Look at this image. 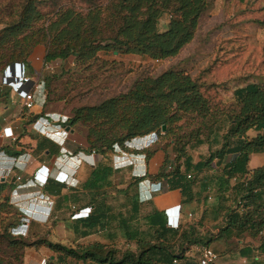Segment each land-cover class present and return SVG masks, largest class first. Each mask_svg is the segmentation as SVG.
I'll use <instances>...</instances> for the list:
<instances>
[{
    "label": "trees",
    "instance_id": "1",
    "mask_svg": "<svg viewBox=\"0 0 264 264\" xmlns=\"http://www.w3.org/2000/svg\"><path fill=\"white\" fill-rule=\"evenodd\" d=\"M47 1L18 0L13 8L5 7V11H1L10 18L0 30L2 81L7 68L16 63L29 65L35 47L41 44L48 46L45 60L60 62L61 65L73 63L84 66L100 53L115 52L155 61L171 59L193 41L209 4L208 0H107L105 4H91L83 10L73 3H65L55 5L51 16L43 23L46 14L41 10V5ZM166 14L170 22L168 28L161 31L160 21ZM44 83L49 93V77L44 79ZM234 99L235 109L223 115L228 119L229 130L221 150L195 163L185 146L177 147L172 171H167L169 158H166L153 178L165 179L168 190L180 189L184 194H190L192 186L202 180L199 174L204 170L214 171L213 177L219 184L220 192L227 190L232 180L240 179L233 186V200L237 207L227 213L225 230H235L240 234L249 232L252 237H258L264 231V166L252 170L249 163L254 154H264V86L253 83L238 88L234 91ZM189 114L203 119L208 117L209 101L191 76L178 70H168L157 77L137 81L127 93L98 105L75 109L73 116L64 124L71 129L84 126L88 149L106 156L117 145L128 150L126 145L138 138L169 136L173 126ZM250 131L257 132V135L249 137ZM198 143L202 144L203 141ZM148 150L149 147L144 151ZM154 154L153 151L148 152L147 158ZM228 156L233 157L229 162L226 161ZM189 173L193 174L191 178H188ZM112 175L111 167L99 166L92 171L85 187L101 189ZM206 180L208 178H204ZM10 191L11 186L0 184V214L4 215L7 207L19 215L18 210L9 203ZM136 207L134 205V212H137ZM104 217V214L88 217V226H102ZM149 223L165 230L166 222L157 220V213L149 218ZM11 224L6 238L9 247H17L19 251L27 247L45 246L55 253L78 260L92 258L109 264H154L147 252L163 254L165 259H172L169 248L158 243L160 239H165L167 232L158 233L156 244H142L139 253L126 250L117 260L119 251L101 244L73 249L53 243L46 237L27 242L25 236L16 233L21 219ZM123 228L129 241L137 239L129 220L123 221ZM23 256L24 251L22 259Z\"/></svg>",
    "mask_w": 264,
    "mask_h": 264
},
{
    "label": "crops",
    "instance_id": "2",
    "mask_svg": "<svg viewBox=\"0 0 264 264\" xmlns=\"http://www.w3.org/2000/svg\"><path fill=\"white\" fill-rule=\"evenodd\" d=\"M168 18L162 31L168 28L170 17ZM161 22L162 19L160 26H163ZM40 54L42 52L37 48L27 65L28 75L34 82H44L47 77L41 62L36 61L38 57L45 58ZM2 76L3 74H0V184L6 183L11 186L12 191L8 192L9 203L14 204L21 217L17 234L22 233L26 237L32 236L35 232L36 235L46 237L53 243L73 249L91 247L95 244L105 245L119 251L116 256L118 260L122 252L131 250L139 253L142 244L154 245L158 242L156 239L158 233L167 232L165 239H160L158 243L169 248L172 259H165L163 254L147 252V256L152 257L154 264H196L203 246L211 247L220 255L218 264H264L262 251L264 231L258 237H252L249 232L240 234L235 230H225L227 213L237 207L233 200V186L240 179L232 180L231 186L220 192L219 184L213 177L214 171L204 170L199 174L202 180L192 186L190 194H184L180 189L168 190L165 179L153 178L163 166L166 153L160 155L156 152L150 159L147 158V162L144 153H138L131 158L125 150L118 151L119 154L114 157L112 154L104 157L105 161H108L107 156L111 161L115 160L114 163L107 165L113 171L116 168L131 166L135 162V172L132 176H141L139 178L142 179L136 178L134 183L115 186L116 183L110 178L102 187L110 190L105 192L106 196L103 198L111 199L112 197H107V194L112 193L115 187L120 189V194L124 193L129 197L133 211L134 205H137V212H134L133 216L137 213L146 214L144 216L146 228L144 233H140L141 237L137 238L135 246L130 244L133 241L125 240L127 244L122 248L115 246L114 241L99 236L107 229L110 221L120 220V226L124 230L123 221L129 220L121 214L114 215L110 202L103 203L100 196L102 188L85 187L92 171L102 166L103 160L100 159V155L93 154L86 147V140L76 136L75 129L69 127L67 130L64 123L68 117L65 120L63 115L53 110L47 111L46 101L40 93L41 88L36 94L38 107L35 111H29L24 107L19 94L3 84ZM41 113L42 116L39 115ZM5 128L11 129L12 138L3 136ZM152 137L151 135L138 138L143 139L139 145L147 148L153 140ZM254 155L249 163L252 170L264 166L262 158H258L260 161L252 164ZM232 159V156H228L226 161ZM171 167L173 168V165ZM39 170L41 173L49 174V180L44 186L37 185L34 180ZM17 177H21V180L18 181ZM204 178L208 180L204 181ZM132 188L136 191L135 198L129 195ZM73 207L75 209H72ZM174 207H179L180 219L177 229L168 225L166 216V211ZM86 208L91 209L88 217L105 215L101 221L104 227L101 225L89 227L88 217L75 218L78 212ZM156 213L157 220L166 222L164 231L149 223V218ZM23 264L109 263H101L92 258L78 260L41 246L27 247L24 251Z\"/></svg>",
    "mask_w": 264,
    "mask_h": 264
},
{
    "label": "rangeland",
    "instance_id": "3",
    "mask_svg": "<svg viewBox=\"0 0 264 264\" xmlns=\"http://www.w3.org/2000/svg\"><path fill=\"white\" fill-rule=\"evenodd\" d=\"M106 1L49 0L41 5V10L46 14L43 23L51 16L55 5L73 3L76 8L84 10L91 4H105ZM17 2L18 0H0V30L10 21L7 14H2L1 11H5V7L13 8ZM208 3L193 41L176 57L155 61L137 55L114 56V53H100L95 60L84 66L65 63L54 73H47L51 80L50 92L45 90L47 111L53 110L63 115V119H70L75 109L98 105L109 98L127 93L137 81L145 77H157L168 70H178L191 76L201 86L202 93L209 101L210 115L204 119L196 114L184 115L182 120L173 126L169 136L152 135L153 140L148 145V151H144L146 148L139 145L143 139H136L126 145L128 150L125 152L131 158L138 153H145L146 162L148 152H159L160 155L168 152L167 156L164 155L165 159L169 158L167 170L175 163L177 147L185 146L195 162L208 159L213 153L221 150L226 141L229 123L223 115L235 109L234 91L253 83L264 86V0H208ZM168 16L166 14L162 18L161 31L169 19ZM37 48L42 52L40 55L46 57L48 46L45 44L36 46L30 57L34 56ZM75 130L76 136L86 140L84 126L80 125ZM248 135L254 137L257 132L250 131ZM199 141L203 143L199 144ZM120 150L123 151L117 145L109 154L114 157ZM96 154L103 160L102 166L115 162L108 156V161H105V156ZM258 158H262L264 163V154H255L252 164L260 161ZM134 170L135 162L128 167L116 168L111 181L116 183L115 186L134 183L136 178L141 177L132 176ZM101 190L103 203L110 202L114 215L121 214L129 219L133 232L140 238V233L145 232L146 214L137 213L133 216L132 203L127 194H120V189L115 187L112 193L107 194L111 199L103 198L106 196L105 192L110 191L108 188ZM135 192L132 188L129 195L135 198ZM12 207L16 209L14 204ZM3 213L4 215L0 214V264H23L22 252L26 248L23 251L17 250V247L11 248L6 238L11 223H18L21 217L14 209L7 207ZM106 228L99 236L114 241L115 246H126L125 240L128 239L120 226V220L110 221ZM41 238L34 232L24 240L32 242ZM137 240L129 243L135 246Z\"/></svg>",
    "mask_w": 264,
    "mask_h": 264
},
{
    "label": "built area",
    "instance_id": "4",
    "mask_svg": "<svg viewBox=\"0 0 264 264\" xmlns=\"http://www.w3.org/2000/svg\"><path fill=\"white\" fill-rule=\"evenodd\" d=\"M36 61L41 62L42 69L45 73H54L57 69L60 68V62H47L45 58L38 57ZM3 84L10 87L13 91L19 94L24 102V107L29 111H35L38 107L36 102V94L39 88L42 89L40 93L43 94V100H46L45 92V83L44 82H34L31 77L28 75L27 65L22 63H16L13 67L7 68ZM43 106V105H42ZM41 106V107H42ZM3 136L7 138L13 137V132L10 128H5L3 130ZM95 154V152H92ZM16 162V161H15ZM41 170V169H40ZM37 171L34 176V180L37 185L44 186L49 180L48 173H41ZM168 170L171 171V165L168 167ZM191 175H188V178H191ZM17 180L20 181L21 177H17ZM75 209V207H73ZM91 213L90 208H86L84 211H80L75 215V218L88 217ZM167 223L171 228L177 229L179 227V207H174L166 211ZM220 255L216 253L211 247L203 246L200 250V257L196 261V264H218Z\"/></svg>",
    "mask_w": 264,
    "mask_h": 264
},
{
    "label": "water",
    "instance_id": "5",
    "mask_svg": "<svg viewBox=\"0 0 264 264\" xmlns=\"http://www.w3.org/2000/svg\"><path fill=\"white\" fill-rule=\"evenodd\" d=\"M115 54L117 55L118 53L117 52H115ZM70 128L69 127H67V130H69ZM163 131L165 132L166 131V127L164 126L163 127Z\"/></svg>",
    "mask_w": 264,
    "mask_h": 264
}]
</instances>
